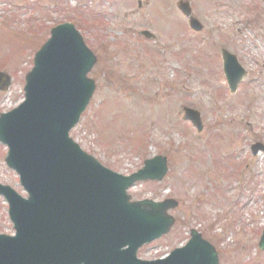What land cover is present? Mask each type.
I'll use <instances>...</instances> for the list:
<instances>
[{
    "label": "rangeland",
    "instance_id": "1",
    "mask_svg": "<svg viewBox=\"0 0 264 264\" xmlns=\"http://www.w3.org/2000/svg\"><path fill=\"white\" fill-rule=\"evenodd\" d=\"M139 1L0 0V69L12 76L9 89L0 92V113L23 100L34 53L51 28L74 22L97 61L89 72L95 92L71 136L123 174L154 155L168 157L161 181H138L128 191L131 200L178 201L166 209L174 218L169 232L138 255L163 256L198 229L215 244L219 264H264L258 246L264 152L254 156L250 147L264 145V0H191L210 37L193 43L176 10L179 0H141L142 7ZM149 10L153 23L146 20ZM143 28L161 38L146 39L139 33ZM213 41L247 70L233 94ZM184 106L201 111V132L182 119ZM7 150L0 142V182L26 195L5 162ZM0 232L14 233L1 196Z\"/></svg>",
    "mask_w": 264,
    "mask_h": 264
},
{
    "label": "water",
    "instance_id": "2",
    "mask_svg": "<svg viewBox=\"0 0 264 264\" xmlns=\"http://www.w3.org/2000/svg\"><path fill=\"white\" fill-rule=\"evenodd\" d=\"M179 7L191 15L186 2ZM191 24L201 28L194 18ZM223 57L235 90L245 71L233 54L224 51ZM94 61L72 23L54 27L27 75L25 101L0 117V140L10 147L6 159L30 193L25 199L0 184L18 230L16 236L0 234V264H218L214 246L196 230L163 260L136 258L140 245L169 229L174 219L166 209L177 202H129L126 194L136 179L162 178L166 157L148 159L144 168L125 177L103 167L69 137L95 89L87 77ZM10 84L11 77L0 72V90ZM183 117L203 129L198 110L185 107ZM260 148L257 144L254 152Z\"/></svg>",
    "mask_w": 264,
    "mask_h": 264
},
{
    "label": "flooded vegetation",
    "instance_id": "3",
    "mask_svg": "<svg viewBox=\"0 0 264 264\" xmlns=\"http://www.w3.org/2000/svg\"><path fill=\"white\" fill-rule=\"evenodd\" d=\"M138 6H139V7H142V6H143L141 0L138 2ZM132 12H133V11H132ZM139 15H140V14H139ZM140 18L144 19L145 17L140 16ZM150 18H151V15H149V16L146 18V20H149V21H150ZM144 20H145V19H144ZM152 21H153V20H152ZM183 22L186 23V24H185V30H186V32L189 33V34L195 35V38H194L195 40L199 39V40L202 41V40L205 39L206 30H207V28H206L205 26H204V28H203L202 31H200V32H196V31H194V30H192V29L190 28V26H189V19H188V18L184 17ZM187 26H188V27H187ZM201 38H203V39H201ZM220 50H221V48H220Z\"/></svg>",
    "mask_w": 264,
    "mask_h": 264
}]
</instances>
